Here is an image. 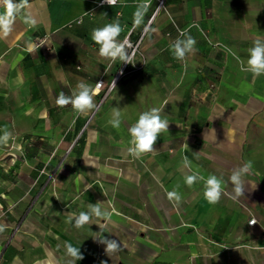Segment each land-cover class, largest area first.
Masks as SVG:
<instances>
[{"label": "crops", "instance_id": "1", "mask_svg": "<svg viewBox=\"0 0 264 264\" xmlns=\"http://www.w3.org/2000/svg\"><path fill=\"white\" fill-rule=\"evenodd\" d=\"M98 1L28 0L24 11L31 13L36 25L29 27L18 16L13 31L6 37L0 34V129L9 131L29 127L40 135L46 123L40 90L33 95L26 90L31 80L26 62L20 64L23 69L19 64L14 67L18 44L29 50L38 35H50L52 62L65 76L53 88L55 100L61 92L70 96L80 83L74 70L81 71V82L93 87L101 79L108 86L119 72L122 62L99 56V46L91 39L95 28L118 20L121 41L129 35L137 40L146 31L141 50L147 60L143 71L124 74L104 101L107 87L102 89L94 98L97 109L89 114L77 115L71 105L54 106L57 112L77 117L64 121L63 128L70 130L59 141L52 131L38 142L73 145L65 159V181L57 189L60 199L45 206L50 211L48 227L40 218L34 248L21 254L1 241L0 263L68 264L71 258L64 242H70L84 256L76 264H264V75L254 80L251 73L241 71L236 59L246 63L253 41L264 39V0H167V11L160 12L156 1L145 5L151 0H119L115 6H100ZM178 29L189 30L197 41L195 52L183 62L170 48ZM36 53L34 70L42 59ZM11 70L16 88L10 85ZM35 75L34 71L32 80ZM114 107L121 110L119 129L108 123ZM152 108H159L169 121L168 132L158 137L153 153L135 159L127 151L128 129ZM11 111L22 119L11 124ZM47 121L52 129L53 120ZM6 151L0 148L3 178L9 175ZM184 157L205 177L223 176L219 203H207L202 182L192 188L184 184L189 173ZM248 160L253 170L244 178L245 196L234 200L229 177ZM177 185L182 202L174 206L167 192ZM7 192L1 180L0 222L3 210L11 205ZM97 202L111 212L110 221L94 220L82 229L69 223V213L87 211L88 204ZM253 219L256 224L251 226ZM95 223H103V234L121 246L123 241L126 248L107 255L106 246L93 239L100 231Z\"/></svg>", "mask_w": 264, "mask_h": 264}, {"label": "clouds", "instance_id": "2", "mask_svg": "<svg viewBox=\"0 0 264 264\" xmlns=\"http://www.w3.org/2000/svg\"><path fill=\"white\" fill-rule=\"evenodd\" d=\"M5 11L0 13V34L3 36L9 35L13 31L15 20L20 16L23 22L29 27L36 25L35 18L31 13L24 11L28 7V0H19V3L14 0H2ZM108 5L115 6L117 0H104ZM106 15V14H105ZM139 15V14H137ZM139 23V19H137ZM123 28L118 20L108 23L103 27L92 30L91 39L99 46V56L106 60L115 63L117 60L122 64H133L135 51H128L132 46L127 38L123 41L119 39ZM179 36L170 44V48L174 58L180 62L186 60L189 54L195 52L196 39L190 34L189 30L178 29ZM29 51L31 49L29 48ZM235 55V54H234ZM241 66V71L252 74L253 79L264 75V39L257 38L253 41L252 47L248 49V59L241 60L236 56ZM111 66V65H109ZM116 85L114 80L113 82ZM102 83H96L95 87L90 84L80 82L76 85V89L72 94L65 95L61 92L56 100L57 106L64 108L71 105L73 111L77 115H86L97 109L95 97L99 93ZM108 123L114 128L119 129L121 126V110L119 107H114L112 110V118ZM169 121L161 116L159 108H152L142 112L138 120L128 129L130 134V147L127 149L129 155L135 159L141 158L143 155L153 153L158 137L168 132ZM0 148L6 147L10 140H13L12 132L5 129H0ZM183 167L189 169V173L184 175V184L192 188L195 184L203 183V196L210 205H215L220 202L224 193L225 181L223 176L209 174L207 177L201 174L197 168L192 170L191 161L187 157L183 159ZM253 170V162L248 160L240 167L231 172L229 181L232 185L233 199H239L245 196V180ZM179 185L173 190L167 192V198L174 206L182 202V194L178 191ZM111 219V212L103 207L102 202L95 204L90 203L87 206V211H80L78 214L69 213V223L74 221L76 229H82L85 225L93 224V221H103L107 223ZM99 225L100 231L93 239H97L102 245H105V252L111 256L113 253H118L126 248L123 241L121 243L116 239H110L103 234V223H95ZM250 224H256L253 220ZM5 230L4 225H0V233ZM66 255L71 259L68 264H76L77 261L83 260L80 248L74 247L70 242H64ZM101 264H106L102 261Z\"/></svg>", "mask_w": 264, "mask_h": 264}, {"label": "rangeland", "instance_id": "3", "mask_svg": "<svg viewBox=\"0 0 264 264\" xmlns=\"http://www.w3.org/2000/svg\"><path fill=\"white\" fill-rule=\"evenodd\" d=\"M157 6L154 9H157ZM0 13L3 12L0 11ZM34 42L35 46L31 49V53H28L29 50L25 49L22 44L16 46L15 50L19 51L20 55L14 57L16 62L14 67H17L19 64L20 68L23 69V66H21L22 62H26L25 72L31 77V80L26 82V90L28 88L31 95H33L34 90H40L43 109L47 111L42 112V120L46 123H43L40 135L29 127L25 130L11 127L10 131L12 132L13 140H10L9 144L5 147L7 149L5 159L9 163V167L7 168L9 175L6 178L0 175V181L4 180L11 203L9 208L5 207L3 210L5 213L3 223L0 222V225H4L5 230L0 233V236L1 234L4 235L0 237V242L8 243L10 246H13L12 250L20 251L21 254L25 250L34 248L36 243V241H33L34 231L40 226V218H45V221L41 222L42 226L48 227L47 220L50 216V211L45 206L49 201H58L60 199L57 189L65 181V173L63 172L65 159L66 155L73 148V145L70 144H63L62 146L39 145V138L45 139L53 131L54 133L57 132V141H59L60 137L70 130L63 128L64 121L77 118L73 114L57 112V109L54 107L56 100L53 95V88L56 87L57 82L60 83L58 79L65 76H61L62 73L58 72L55 63L52 62L55 57L50 35L46 33L42 34V36L38 35ZM35 52H37L36 54H40L42 59L34 70L32 62ZM73 67L75 68V66ZM34 71L36 72L35 80H32ZM74 72L77 74L76 80L81 82L83 79L81 71L74 70ZM9 78L11 87L15 86L16 88L17 85L12 82L15 79V73L12 70L10 71ZM62 82H66V80ZM52 110L55 111L54 114H52ZM30 116L31 118L33 117L32 114ZM9 117L11 124L17 120V117L19 120L22 119V116H18L13 111L9 113ZM47 118L53 120L54 126L52 125V129ZM58 147L57 153L56 149ZM51 153H53V156H50ZM4 168L6 167L4 166ZM1 258L0 248V261ZM11 259L12 257L10 261Z\"/></svg>", "mask_w": 264, "mask_h": 264}, {"label": "built area", "instance_id": "4", "mask_svg": "<svg viewBox=\"0 0 264 264\" xmlns=\"http://www.w3.org/2000/svg\"><path fill=\"white\" fill-rule=\"evenodd\" d=\"M152 1H156L158 3V10L157 12L160 11H167V0H151L150 2L145 3L146 6H150ZM119 3V0H117V3L115 5H117ZM98 5L100 6H104V5H108L106 2H104V0H99L98 1ZM110 6V5H109ZM80 22V21H79ZM193 26L198 27V24H193ZM135 31V26L132 27L131 30V34ZM205 38L207 39V41H209L213 46H218L217 43H212L210 38L207 36L206 33H203ZM146 36V31L142 32V34L140 35V37L137 40H132L131 36L129 35L127 38L129 44L132 46L130 49H128V51L131 53L132 51H135V57L133 60V64H122L120 67L119 72L115 75L114 79L112 80V82L106 86L105 81L103 79L99 80L98 83H102V86L100 88L99 93L102 91V89L106 88V92L103 96V101L107 98V96L109 95V93L117 86L118 82L121 80V78L123 77L124 74L126 73H135V72H141L145 69L146 64H147V60L145 55L143 54L142 50H141V46L143 44V41L145 39ZM115 80L116 85L113 83ZM209 92H212V88L209 89ZM255 220V219H253ZM251 220V221H253ZM250 221V222H251ZM256 221V220H255ZM249 222V224H250ZM251 226L253 224H250Z\"/></svg>", "mask_w": 264, "mask_h": 264}, {"label": "bare ground", "instance_id": "5", "mask_svg": "<svg viewBox=\"0 0 264 264\" xmlns=\"http://www.w3.org/2000/svg\"><path fill=\"white\" fill-rule=\"evenodd\" d=\"M1 2V1H0Z\"/></svg>", "mask_w": 264, "mask_h": 264}]
</instances>
